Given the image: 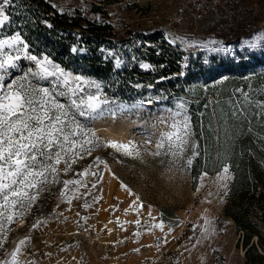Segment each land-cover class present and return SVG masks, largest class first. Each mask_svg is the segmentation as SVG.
<instances>
[{
  "label": "rangeland",
  "instance_id": "rangeland-1",
  "mask_svg": "<svg viewBox=\"0 0 264 264\" xmlns=\"http://www.w3.org/2000/svg\"><path fill=\"white\" fill-rule=\"evenodd\" d=\"M174 1L176 0H120L106 4L95 0H51L59 12L61 9L67 13L78 10L83 17L90 20L110 23L116 32L122 28H140L157 29L161 33L164 31L161 29L162 24ZM240 3L244 12L232 26L240 24L249 32L247 35H239L226 41L222 37L223 29L206 22L192 33L181 28L173 30V36L198 42L200 46L185 47L179 41L176 45L186 53L191 51L193 59L200 55L206 65L209 64L210 56L235 58V55L213 52L210 50L212 47H228L241 55H247L248 52L264 53L261 48L250 51L245 47L247 41L264 34V0H240ZM92 4L98 5V8ZM13 34L15 33L6 34L0 31V38ZM210 41H216L217 44L211 45ZM205 44L209 46L203 47ZM137 48L139 42H136L135 49ZM104 50L115 54L109 56L115 69L126 68L131 61L139 59L138 53L133 52L131 47L126 50L125 46L117 50ZM144 50L143 47L139 48V51ZM103 53L108 56L106 51ZM116 57L122 60L120 67L115 66ZM137 63L140 67L141 63L147 62L139 59ZM20 64L25 68L33 66L23 60ZM260 71L264 72V67L246 69L245 76L251 77ZM20 74L17 69L13 75ZM204 76L205 74L200 77ZM198 82L202 81H192L193 84ZM173 98L170 102L153 99L150 105L143 103L146 100L124 102L108 98L115 105H125L126 110L115 118L106 116L96 119L88 126L104 142L134 141L141 146V158L127 157L113 149L99 147L90 156L86 155L73 164L72 171L68 174L61 171L59 180L63 181L73 179L75 173L88 168L97 157L106 164V167L105 164L99 166L103 179L95 189H91L94 178L86 177L91 195L73 199L70 205L59 196L62 183L48 185V190L41 195L31 212L23 220H17L11 225L12 230L3 248H0V261L9 258L8 254L19 240L30 237L21 257L24 264H244L241 232L226 215L227 211L235 210L236 207H227V195H224L222 189L218 192L214 183L220 169L211 170L203 181L204 187L197 192L201 173L193 182L189 172L182 174L175 168L169 169L166 158H154L143 152L145 141H152L148 148L155 151V142L161 133L169 130L165 121L170 122L171 111L175 110L178 100L183 99ZM61 102L67 101L61 98ZM189 149L190 147L185 153L186 157ZM161 159L164 160L163 163ZM59 167L62 170L63 163ZM84 191L85 189H80L81 193ZM209 192L213 195L209 196ZM94 198H98L95 203ZM85 202L91 207L85 209ZM140 204L143 205L142 208L139 207ZM150 210L152 216L157 217L156 221L150 219ZM263 210L264 204L261 209L254 206L249 210L250 219L258 223L261 231L264 230L262 222L256 214ZM38 219H44L46 223L33 230L32 225ZM137 219L142 226L135 223ZM160 219L166 225L164 231H149L151 224ZM205 219L212 222V231L207 235L202 231ZM168 226L173 229L171 233H168ZM193 226H196L195 230ZM136 232H140L139 237L134 235ZM165 239L167 243H164ZM252 239H255L254 236ZM261 253V264H264V251Z\"/></svg>",
  "mask_w": 264,
  "mask_h": 264
},
{
  "label": "trees",
  "instance_id": "trees-1",
  "mask_svg": "<svg viewBox=\"0 0 264 264\" xmlns=\"http://www.w3.org/2000/svg\"><path fill=\"white\" fill-rule=\"evenodd\" d=\"M95 1L109 4L120 0ZM7 14L10 22L1 32H19L32 54H47L65 70L99 82L108 98L170 102L173 97H182L199 152L189 175L194 182L201 172L220 169L222 161L229 164L227 207L236 209L226 215L241 232L244 264H261L264 230L250 219L249 210L254 206L261 209L264 204V116L256 115V107L246 108V115L239 118L230 114L232 104L243 100L236 89L249 93L253 101H264V72L245 76L246 69L264 67V53L241 55L235 51V58L210 56L206 65L200 55L193 59L191 52L174 48L157 29L122 28L116 32L110 23L90 20L78 10L59 12L51 0H12ZM223 32L226 41L249 33L240 24L223 28ZM136 42L145 50L135 49ZM122 46L125 50L131 47L154 70L140 68L138 58L126 68L115 69L102 49ZM73 47L84 52L73 53ZM181 71L183 76L179 75ZM199 79L202 82L192 83ZM137 84L140 87H135ZM256 215L264 229V210Z\"/></svg>",
  "mask_w": 264,
  "mask_h": 264
},
{
  "label": "snow or ice",
  "instance_id": "snow-or-ice-1",
  "mask_svg": "<svg viewBox=\"0 0 264 264\" xmlns=\"http://www.w3.org/2000/svg\"><path fill=\"white\" fill-rule=\"evenodd\" d=\"M11 2L12 0H0V30L10 22L7 7ZM165 39L173 45L179 41V44L185 47L200 46L198 42L182 37L166 35ZM209 44L215 45L217 42L210 41ZM209 44L203 47H208ZM245 47L250 51L257 48L264 51V34L247 41ZM210 50L235 55L228 47H212ZM80 51L83 49H71L73 53ZM102 51H106L108 56L115 55L108 50ZM22 60L30 62L33 66L23 67L20 64ZM114 62L116 67L122 64L119 57H116ZM140 67L144 70H154V66L148 63H141ZM17 69L21 74L14 76ZM184 74L183 71L179 73L181 76ZM236 92L240 93L243 100L232 104L231 117L245 116L246 108L251 107L259 109L256 115L264 116V101H253L251 95L241 89H236ZM61 98L67 102L62 103ZM148 103H151V100ZM110 105H115V102L105 96L100 83L65 70L47 54H32L29 44L19 32L0 38V248H3L12 230L11 225L17 220H23L31 212L41 195L48 190V185L62 183L63 188L59 196L69 205L73 199L91 195L86 177L94 178L91 189H95L97 184L102 182L103 173L99 166L105 162L99 157L88 168L75 173L73 179L60 181L59 176L61 171L65 175L71 172L73 164L86 155L90 156L95 148L107 147L127 157L141 158V146L134 141L104 142L88 126L96 119L106 116L115 118L126 110V106L122 104ZM165 123L169 130L161 133L155 142V151L149 150L148 145L152 143L149 140L144 142L143 152L154 158H166L169 169L175 168L182 174L190 172L199 152L193 142L190 117L182 99L178 100L175 110L171 111L170 122ZM189 147L191 156L186 157L185 153ZM163 162L161 159V163ZM62 163L64 168L61 170L59 166ZM207 177V171L201 172L197 192L204 187L203 181ZM230 179V166L222 161L214 180L218 192L222 189L224 195H227V182ZM81 188L85 189L83 193L80 192ZM208 195L212 196L213 193L209 192ZM97 199L94 198L93 203ZM83 207L88 209L91 205L85 202ZM139 207L142 208L143 205L140 204ZM149 217L152 221L157 220V217L152 216L151 210ZM45 223L46 220L38 219L32 229H37ZM135 223L142 226L139 219ZM165 227L164 221L160 219L152 223L148 230L159 229L163 232ZM195 227L193 226V230ZM172 231V227L168 226V233ZM202 231L205 235L212 231L210 220H204ZM134 235L139 237L140 232ZM29 241L30 237L19 240L8 254L9 258L0 261V264H24L21 257ZM164 243H167V239Z\"/></svg>",
  "mask_w": 264,
  "mask_h": 264
},
{
  "label": "built area",
  "instance_id": "built-area-1",
  "mask_svg": "<svg viewBox=\"0 0 264 264\" xmlns=\"http://www.w3.org/2000/svg\"><path fill=\"white\" fill-rule=\"evenodd\" d=\"M243 10L240 0H176L162 24L163 39L167 42L165 36H173L174 29H186L192 33L206 22L216 24L218 29L231 27L242 16ZM178 48L185 52L180 46Z\"/></svg>",
  "mask_w": 264,
  "mask_h": 264
},
{
  "label": "bare ground",
  "instance_id": "bare-ground-1",
  "mask_svg": "<svg viewBox=\"0 0 264 264\" xmlns=\"http://www.w3.org/2000/svg\"><path fill=\"white\" fill-rule=\"evenodd\" d=\"M143 103L146 104V105H150L151 104V103H148V100L143 101Z\"/></svg>",
  "mask_w": 264,
  "mask_h": 264
}]
</instances>
